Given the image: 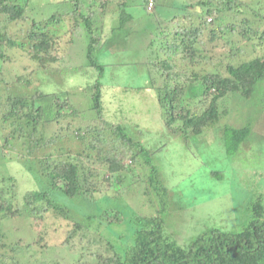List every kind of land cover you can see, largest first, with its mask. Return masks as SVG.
Wrapping results in <instances>:
<instances>
[{
  "label": "rangeland",
  "instance_id": "rangeland-1",
  "mask_svg": "<svg viewBox=\"0 0 264 264\" xmlns=\"http://www.w3.org/2000/svg\"><path fill=\"white\" fill-rule=\"evenodd\" d=\"M246 1L252 4L256 0ZM143 2L144 0H112L106 14L99 9L96 10L98 14L92 20V24L102 27L103 33L106 34L104 48L98 40L93 53L95 62L104 67L102 74L87 65L89 36L82 24L75 27V23L69 18L68 15L72 14L73 9L72 2L31 0L26 11L27 22L10 24V33L16 38H22L23 33L31 26L30 21L41 23L51 15L60 19L49 25L50 30L60 39L59 51L54 54L55 58L59 59L56 63L40 69L26 52L18 48L8 50L6 60H0L1 81L3 79L11 81L10 79L15 76L26 72L28 73L24 75H31L32 79V86L28 87L11 85L3 90L2 86V93L5 96L6 94L31 96L36 89L58 93L53 99L39 103L48 107L42 120L52 121H49L50 125L38 127V136L46 140L53 137L56 141L47 145L44 151L33 153V156L26 157L21 162L27 159L26 162L31 165L34 162L32 159H41L44 155L52 154L53 157H62L68 161L81 157L77 160L85 164L82 154L84 146L76 137L75 130L78 127L82 128L81 123L84 127L100 124L94 120L96 114L90 109L92 93L85 89L91 88V85L99 80L102 85L103 108L100 117L106 123L126 127L129 137L139 142L144 152L130 167L133 175L128 177L120 190L113 189L107 196L97 197L96 194L93 198L95 200H91L94 210L86 209L88 204L81 202L84 208L74 211L75 220L81 222L89 212L100 214L107 208L114 209L116 199L112 196L123 193L119 196H123V199L118 203L127 213L124 216V224L111 225L113 230L112 232L109 230V233L115 236L120 234L125 238L130 236L131 239L127 220L135 211L132 206L136 207L138 204L137 211L144 214L145 211L148 212L146 214H150L149 212L159 210L157 200L152 198L153 191L145 193L144 181L147 182L148 174L154 169L168 190V205L160 213L166 235L179 245L186 246L195 237L210 229L227 233L239 232L253 218V204L258 199L264 207V80L255 86L250 99L238 94L221 99L218 103L220 112L218 122L203 128L205 130L202 134L195 135L192 131H179L173 134L165 130V121L152 85L157 83L159 86L162 79L149 62L179 57L167 48L172 46L173 36L164 32H172L173 27L190 26L191 22L183 16L188 0H157L154 13L148 11ZM260 3L264 7V0ZM97 6L98 3L94 4V9ZM261 13H264L263 9ZM122 14L127 15L130 20L124 23L123 28H118ZM190 15L194 19L196 14L191 12ZM175 16L176 18L171 21ZM224 17V21L229 22L231 19V16ZM239 18L240 16L231 21L237 23ZM227 40L231 41V44H224ZM204 44L213 65L202 63L195 70H203L206 73L222 70L230 62L240 63L258 54L252 52L250 47L247 48L250 44L243 42L237 33L226 34L224 39L217 43L215 41ZM237 47L242 50L238 57L234 59L226 57L231 48ZM0 84H4L3 81ZM188 90L193 93L186 98L190 97L196 103L201 93L200 84H195ZM58 103L63 107L58 109ZM198 104L204 106L201 101ZM71 110L75 112L71 114ZM225 127L250 129L247 139L232 154L227 152L224 143ZM9 130L8 126L3 127V121L0 120V174L6 168L16 175V184L18 182L16 203L19 205L24 194L40 189L38 185L40 182L34 179V174L28 172L26 165L22 167V163L17 159L18 155L9 160L11 151L3 149V141ZM99 130L103 138L107 139L108 146L114 137L111 134L112 129ZM96 132L94 130L92 140L99 138ZM20 141V139L10 141L19 145V148L12 151L14 154L21 152ZM111 145L113 144L109 146ZM158 148L161 149L153 152ZM88 167L95 172L100 171L96 162ZM54 196L57 201L66 203L70 209L78 202L67 199L59 192H54ZM125 197L131 200L126 202ZM23 215L22 219L5 220L6 224L0 228L5 244V248L0 249L2 253L0 258L2 257L4 264H87V260L93 263L86 242L79 239L80 234L76 233L73 237L65 234L73 220L57 219L45 213L44 220L34 224L31 218ZM38 233L42 236L40 241ZM123 236L121 237L125 239ZM18 239L23 243L19 240V250L13 251L10 248ZM64 241L66 245L62 246ZM21 245L23 246L20 247ZM97 248L98 252H101L100 242L97 243Z\"/></svg>",
  "mask_w": 264,
  "mask_h": 264
},
{
  "label": "trees",
  "instance_id": "trees-1",
  "mask_svg": "<svg viewBox=\"0 0 264 264\" xmlns=\"http://www.w3.org/2000/svg\"><path fill=\"white\" fill-rule=\"evenodd\" d=\"M30 1L0 0V60H6L8 50L18 48L26 52L30 60L41 69L59 60L54 54L59 51L60 39L50 30L49 25L60 19L51 15L41 23L32 20L30 21L31 26L23 33L22 38L14 37L9 31L10 24L27 22L26 11ZM153 1L152 12L157 5V0ZM260 1L256 0L250 4L246 0H188L183 16L191 22L190 26L188 28L173 27L172 32H164L173 36L172 48H167L179 57L157 59L149 63L156 68L162 79L159 86L157 83L151 84L155 89L158 105L162 111L165 130L173 134L179 131H192L195 135H200L205 130L203 128L218 122L220 117L218 103L221 99L231 94H238L247 99L252 97L255 86L264 80V13H261L264 7L261 6ZM67 2L73 3L72 14L68 15L69 18L75 23V27L77 24H82L89 36L87 65L102 74L104 67L95 62L93 53L98 40L104 48L106 34L103 33L102 27L92 24V20L98 14L97 9L106 14L112 0H83L81 2L67 0ZM97 3L98 6L94 9L93 5ZM148 3L149 0H144L143 6L147 7ZM87 12H89L88 15ZM191 12L196 14L194 19L190 15ZM226 15L231 16L232 20L240 16L239 20L241 18L242 20H238L240 24L231 19L229 22L224 21ZM120 17L118 28H123L124 23L130 18L124 14ZM175 18L176 16L171 21ZM236 33L243 39V42L250 44L247 48L250 47L252 52L258 54L240 63L230 62L224 69L212 73L195 70L202 63L213 65L210 56L206 53L204 42L216 41L217 43L222 38L224 39L226 34ZM224 44L229 45L231 41L227 40ZM241 53L240 47L231 48L226 57L234 59ZM179 60L180 63H178ZM24 74L15 76L10 79L11 81L3 79L4 84H0V120L3 121V127L8 126L10 129L7 137L4 138L3 149L11 151L9 160H13L16 155L19 156L17 159L22 163V167L26 165L28 172L34 174V179L40 182L38 184L40 189L24 194L22 203L17 205V178L12 170L5 168L0 174V228L6 224L5 220L21 218L23 214L31 218L34 224L43 221L45 213L57 219L73 220L72 225L65 230V234L68 237H73L76 233L80 234L79 239L86 242L90 259L93 260V263L87 260V264H264V207L260 199L253 204V218L241 231L227 233L210 229L195 237L186 246H181L166 235L165 224L160 213L168 205V190L161 183L154 169H151V173L148 174L147 182L144 181L145 193L153 191L152 198L157 200L159 210L149 212L150 214H146L148 212L145 211L144 214L137 211L138 204L136 207L129 204L132 209L135 208L134 213L127 220L130 226L128 234L131 235V239L130 236L125 238L118 234L116 237L115 234L109 233V230L111 232L113 230L111 225L124 224V216L127 213L118 203L123 199V196L119 197L123 193L112 196L116 199L114 209H102L103 212L100 214L89 212L81 222L75 220L74 211L84 208L81 202L88 204L86 209L94 210L91 200H95L93 198L96 194H98L97 197L107 196V193L110 194L113 189L115 191L121 189L128 177L133 175L130 167L144 152L143 148L139 142L129 137L126 127L116 123H106L100 117L103 110L102 85L97 80L91 88L86 87L85 89L92 93L90 109L96 114L94 120L100 124L94 127L91 125L84 127L81 123L82 128L78 127L75 130L76 137L84 146L82 154H84L85 164L77 160L81 157L71 158L68 161L62 157H53L52 154L44 155L41 159H32L34 162L31 165L26 162L27 159L21 162L22 159L33 156V153L44 151L47 145L56 141L53 137L46 140L38 136V127L50 125L49 121H52L42 120L48 107L41 106L39 103L53 99L58 94L36 89L31 96L21 94H6L5 96L2 93V86L3 90L11 85L32 86L31 75ZM2 81L0 80V83ZM195 84L201 86V93L196 103L190 97L186 98L188 95L192 96L193 92L190 93L188 89ZM63 93L69 92L63 91ZM200 101L204 104L203 107L198 104ZM59 105L60 103L57 104L58 109L63 107ZM74 112L75 110L71 114ZM92 129L98 132H96L98 139H91L94 137ZM99 129H112L111 134L114 137L110 144L113 145L108 144L107 146V139L103 138ZM223 134L227 152L232 154L247 139L250 129L225 127ZM13 139L21 140V152L16 154L12 151L19 148V145L10 142ZM107 147L108 149H105ZM60 148L63 147L60 146ZM95 162L100 167L99 172L88 167ZM54 192H59L67 199L78 202L70 209L66 203L55 199ZM150 195H152L151 192ZM125 199L126 202L131 200L126 197ZM38 234L40 241L42 236L41 233ZM42 234L45 236L44 232ZM2 236L4 238L0 231V249L5 248ZM19 240L21 239H18L10 249L18 251ZM66 241L62 246L66 245ZM98 242H100L101 252H98V248L96 249ZM1 254L0 251V256ZM1 258L0 264H4Z\"/></svg>",
  "mask_w": 264,
  "mask_h": 264
},
{
  "label": "built area",
  "instance_id": "built-area-1",
  "mask_svg": "<svg viewBox=\"0 0 264 264\" xmlns=\"http://www.w3.org/2000/svg\"><path fill=\"white\" fill-rule=\"evenodd\" d=\"M153 5H154V2L152 0H150L149 3H148V5H147V10L148 11H152Z\"/></svg>",
  "mask_w": 264,
  "mask_h": 264
},
{
  "label": "clouds",
  "instance_id": "clouds-1",
  "mask_svg": "<svg viewBox=\"0 0 264 264\" xmlns=\"http://www.w3.org/2000/svg\"><path fill=\"white\" fill-rule=\"evenodd\" d=\"M150 1V0H149Z\"/></svg>",
  "mask_w": 264,
  "mask_h": 264
}]
</instances>
